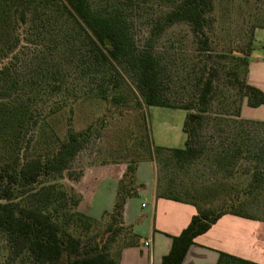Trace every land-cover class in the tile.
<instances>
[{
  "label": "trees",
  "instance_id": "16d2710c",
  "mask_svg": "<svg viewBox=\"0 0 264 264\" xmlns=\"http://www.w3.org/2000/svg\"><path fill=\"white\" fill-rule=\"evenodd\" d=\"M215 1L176 0L169 11L151 23L145 43L141 47H134L124 22L110 13L96 10L89 0H0V82L10 77L8 75L14 61L18 60L26 46L39 45L46 48L45 52L49 54L52 53L51 49L60 54L64 38L58 39L54 36L41 40L40 32L31 34L39 28L42 29L41 25L45 19L43 27L61 23L60 30L65 36L69 30L76 31L80 38V79L84 80L86 73L92 76L94 80L89 86V96L112 103L120 102L118 91L121 85L126 84L118 66L134 83L137 91L136 107L141 108V104L146 107L168 106L161 94L158 60L153 43L171 25L187 24L196 38L198 53L203 54L198 55L193 64V79L197 88L195 97L181 106L186 112L182 123V132L185 135L183 146L166 149L152 146L147 132L144 131L141 145L145 156L142 159L131 157L124 161L127 168L118 182L112 209L105 212L100 219H94L78 210L81 195L72 185L61 188L55 181L63 171L68 170L70 162L85 147L91 134L89 128L74 130L68 121L63 138L55 141L51 148L27 155L26 147H30L27 138L25 145L19 147L22 150L19 151L18 148L13 155L9 153L7 159L1 157L0 237L6 244V264L16 261L21 264H119L122 249L139 243V237L132 233L130 226L124 225L122 212L126 199L138 189L134 173L137 163L141 160L154 159L157 163L158 197L188 203L196 209L187 226L178 235L171 236L170 249L161 258L160 264H181L194 238L206 232L222 215L231 214L264 221V217L243 209L256 196L264 193V164H257L251 170L238 175L234 184L224 187L221 193L218 192L221 197L216 196L217 203L211 206L204 204L206 201L201 199V195H206V192H185L184 197L173 193L160 163L163 150L169 153V158L179 167L194 163L203 155L200 129L210 117L209 108L215 96L217 79L225 69L232 89L240 96L235 116L240 117L243 124H264V121L240 116L244 99L250 107L264 105V91L246 81L254 35L251 34L252 39L245 57L233 61L234 67L227 62L223 63V58H227L225 54L215 55L214 58L209 48L212 43L209 33L213 23ZM19 27H24L26 33L17 32ZM237 64L243 67L241 77L236 69ZM50 79L51 94L67 92L66 84L61 81L58 70ZM5 93L0 96L2 148H8L11 138L15 140L20 131L25 135L29 127L43 129L48 126L46 117L54 111H61L65 105L68 112L72 113L73 105L81 95L80 92L68 94L65 96L66 104L60 103V106L50 110L45 118L43 116L35 119L34 113L27 115L29 108H23L19 94L9 89ZM138 117L141 127L145 128L144 114L140 112ZM239 153H242V150L237 149L233 155ZM82 172L83 168L75 182ZM23 193H28L27 200L19 198ZM59 196L69 201L66 212L58 207ZM215 264L259 263L219 252Z\"/></svg>",
  "mask_w": 264,
  "mask_h": 264
},
{
  "label": "rangeland",
  "instance_id": "374dc122",
  "mask_svg": "<svg viewBox=\"0 0 264 264\" xmlns=\"http://www.w3.org/2000/svg\"><path fill=\"white\" fill-rule=\"evenodd\" d=\"M89 1L96 10L110 13L122 20L128 28L134 47H141L146 41L151 23L169 11L176 0ZM212 13L213 23L209 33L212 40L209 47L211 54L214 58L215 55L225 54L227 58H223V63L227 62L234 67L233 61L245 57L252 39L251 34L254 35L256 29L264 27V0H216ZM42 25V29L39 28L31 34L40 32L41 40L54 36L58 39L64 38L60 54L53 49L49 54L45 52L46 48L39 45L26 46L18 60L14 61L8 75L10 77L0 82V96L7 89L19 94L23 108H29L27 115L34 113V118L38 119L43 116L45 118L60 103L66 104L65 96L68 94L80 92L81 95L73 105L72 113L68 112L65 105L61 111H54L46 117L48 126L43 129L29 127L25 135L20 131L15 140L11 138L8 148H2L0 144V162L1 157L7 159L9 153L13 155L19 147L25 145L27 138L30 141V147L25 150L27 155L51 148L55 141L63 138L68 121L74 130L89 128L91 134L85 147L70 162L68 170L63 171L55 180L61 188L75 184L74 180L82 168L90 165L127 161L131 157L142 159L145 156L141 145L144 131L147 132L152 146L157 145L164 149L183 146L185 135L182 132V123L186 112L181 106L195 97L197 88L194 85L193 64L198 55H203L198 53L196 38L187 24L171 25L153 43L158 60L161 94L168 106L146 107L141 104V108L135 105L137 91L134 83L118 66L126 81L118 91L120 102L112 103L89 96V86L94 78L86 73L84 80L80 79L79 35L76 31L69 30L65 36L60 30L61 23H52L45 27ZM23 28L19 27L17 32H25ZM263 46L264 44L257 43L255 54ZM236 69L241 77L243 67L237 64ZM56 70L59 71L61 81L66 84L67 92L50 93V78ZM225 70L217 79L215 96L209 108L210 117L200 129L203 155L194 163L179 167L169 158L166 150L160 154L161 167L167 183L172 186V192L181 197H184L185 192H206V195H201V199L206 201L204 204L211 206L217 203L216 196L221 197L219 193L224 187L234 184L238 175L251 170L257 164H264V124H243L240 117L235 116L240 96L232 89ZM140 112L145 116V128L140 124ZM237 149L242 150V153L233 155ZM20 150L22 149L19 148ZM27 197L28 193L19 196L23 201ZM67 206L68 199L59 196V209L66 212ZM243 209L264 217V193L256 196ZM115 246L117 247V243ZM6 253V244L0 237V264H6ZM13 264L21 263L16 261Z\"/></svg>",
  "mask_w": 264,
  "mask_h": 264
},
{
  "label": "crops",
  "instance_id": "0c3cea01",
  "mask_svg": "<svg viewBox=\"0 0 264 264\" xmlns=\"http://www.w3.org/2000/svg\"><path fill=\"white\" fill-rule=\"evenodd\" d=\"M257 43L264 44V28L254 32L246 77L249 84L264 91V46L255 54ZM240 116L264 121V105L250 107L244 99ZM126 168L124 161L85 167L72 185L81 195L78 210L94 219L110 212ZM134 179L138 189L126 199L122 218L124 225L130 226L139 237V243L122 249L119 264H160L170 249L171 236L187 226L196 209L191 204L157 196L158 169L154 159L139 161ZM219 252L264 264V221L222 215L206 232L194 238L181 264H215Z\"/></svg>",
  "mask_w": 264,
  "mask_h": 264
},
{
  "label": "built area",
  "instance_id": "2783aa9c",
  "mask_svg": "<svg viewBox=\"0 0 264 264\" xmlns=\"http://www.w3.org/2000/svg\"><path fill=\"white\" fill-rule=\"evenodd\" d=\"M145 244L147 245V244H148V242H145Z\"/></svg>",
  "mask_w": 264,
  "mask_h": 264
}]
</instances>
